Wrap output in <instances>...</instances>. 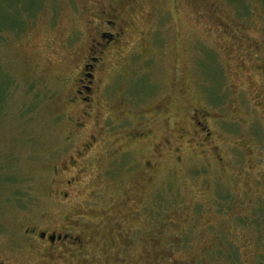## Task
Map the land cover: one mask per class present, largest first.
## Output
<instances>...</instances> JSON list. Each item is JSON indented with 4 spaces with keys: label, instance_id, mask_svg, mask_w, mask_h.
<instances>
[{
    "label": "rangeland",
    "instance_id": "1",
    "mask_svg": "<svg viewBox=\"0 0 264 264\" xmlns=\"http://www.w3.org/2000/svg\"><path fill=\"white\" fill-rule=\"evenodd\" d=\"M111 4L124 75L108 86L107 61L85 113L70 102L79 56ZM0 30L2 250L23 264H264V0H0ZM45 222L82 247H28L24 230Z\"/></svg>",
    "mask_w": 264,
    "mask_h": 264
},
{
    "label": "flooded vegetation",
    "instance_id": "2",
    "mask_svg": "<svg viewBox=\"0 0 264 264\" xmlns=\"http://www.w3.org/2000/svg\"><path fill=\"white\" fill-rule=\"evenodd\" d=\"M91 24L94 30H92L86 51L79 56L81 61L75 76V93L70 98L72 105L85 109V113H87L86 109L90 107L93 101V93L95 89H100L98 74L103 66L105 67L106 64H109L107 61L110 59L115 61V65L110 64L111 66H109L113 75L112 81L108 86L113 87V82H117L119 75H124L122 74V69H120V67L123 64L121 63L122 51H126L123 42L126 33V25L115 6L111 4L109 6L101 7L98 17H96V20L92 21ZM129 48L131 50L133 45L130 44L128 50ZM117 60L121 63L120 67L116 66V64H118ZM128 100L130 101L129 96ZM122 111H130V109L122 108ZM205 115L206 114H203L202 111L200 114L199 110L194 111V114H192V120L196 127L208 136L210 135V132H206L207 128L204 125L203 120ZM76 127L82 128L83 123L81 121L79 123L77 122ZM138 135L143 136V133L140 132ZM91 145L92 143L88 146ZM127 151L128 149L120 150V152ZM79 154L82 155L83 152H80ZM69 169H71L69 166L56 165L53 167L52 171L54 175L58 176L61 173L68 172ZM64 185L66 187L72 185V179H67ZM68 196V192H63V199L59 197L58 200L62 203L68 198ZM46 223L47 222L42 225L30 224L27 226L24 230L23 236L28 243V247L39 249L45 257H55L59 256V254L62 255L74 246L82 247V243H84L83 238L81 234L75 233V228H67L65 226L48 228ZM17 255L18 253L12 255L0 248V264H23L22 259L16 257Z\"/></svg>",
    "mask_w": 264,
    "mask_h": 264
},
{
    "label": "trees",
    "instance_id": "3",
    "mask_svg": "<svg viewBox=\"0 0 264 264\" xmlns=\"http://www.w3.org/2000/svg\"><path fill=\"white\" fill-rule=\"evenodd\" d=\"M22 26H23V24H22ZM20 27V30H22L23 29V27ZM15 29H17L16 27H15ZM20 30H13V31H15L16 33L17 32H19ZM1 31V30H0ZM2 89H0V102H3V100H4V97H5V91L4 90H2ZM2 104V103H1ZM262 209V208H261ZM262 213H264V209L262 210ZM261 213V214H262Z\"/></svg>",
    "mask_w": 264,
    "mask_h": 264
}]
</instances>
